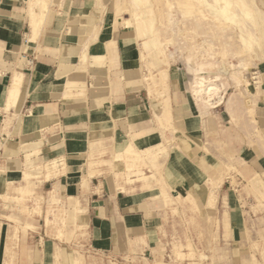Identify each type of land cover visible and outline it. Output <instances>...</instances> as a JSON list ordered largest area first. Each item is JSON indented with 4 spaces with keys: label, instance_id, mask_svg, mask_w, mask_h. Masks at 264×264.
Masks as SVG:
<instances>
[{
    "label": "crops",
    "instance_id": "0c3cea01",
    "mask_svg": "<svg viewBox=\"0 0 264 264\" xmlns=\"http://www.w3.org/2000/svg\"><path fill=\"white\" fill-rule=\"evenodd\" d=\"M97 3L0 0V239L17 234L15 264H178L161 257V245L185 219L228 252L201 264H244L257 243L264 249V201L236 173L234 184L220 161L235 151L246 177L264 175V144L256 135L264 129V99H257L254 122L247 115L249 130L235 127L242 140L222 151L213 126L228 114L227 104H200L186 69H160L169 88L158 94L140 73L134 37L118 30L113 40L111 28L87 50L85 26ZM120 49L121 66L112 69L120 94L93 90L104 74L87 60L108 51L116 61ZM16 78L19 97L11 102ZM158 146L167 155L153 161ZM25 189L32 195L22 200L18 191ZM12 216L31 227L17 228Z\"/></svg>",
    "mask_w": 264,
    "mask_h": 264
},
{
    "label": "rangeland",
    "instance_id": "374dc122",
    "mask_svg": "<svg viewBox=\"0 0 264 264\" xmlns=\"http://www.w3.org/2000/svg\"><path fill=\"white\" fill-rule=\"evenodd\" d=\"M97 2L96 7L99 9L95 14L90 13L87 18L88 26H85L88 30L86 35L89 37L87 50L93 44L102 43L105 34L110 33L111 28L113 40L119 39V31L123 38L134 37L136 40L134 52L140 56L141 61L140 73L146 72L145 81L154 92L164 93L169 88L168 77L164 80L160 69L183 67L190 73L189 87L200 104L210 107L221 102L223 105L227 104L228 114H224L223 119L213 126L220 149L222 151L231 149L234 142L242 140L239 136H234L235 127L249 130L246 127L247 115L251 116L254 122L257 99H264V0H112L108 3L97 0ZM47 7L48 2H43V8ZM83 9L82 12L86 11ZM144 32L147 33L146 37L142 36ZM145 42H148L151 48ZM123 51L124 49L116 50L118 55L116 61L108 51L101 55V59L95 60L91 57L87 60L92 61L94 67L101 68L104 74L96 76L92 83L93 90H110L111 93L120 94L115 86L116 80L120 79L112 78L116 75L112 73V69L121 66L119 53L123 56ZM87 54L89 56V53ZM155 56L160 59V64H153ZM80 61L83 66L88 65L82 59ZM105 72L108 75H105ZM123 82V80L120 82L122 89ZM199 83L203 85H200L201 88H198ZM210 83L215 85V90L209 94L203 93ZM207 100L209 101L206 102ZM240 105L242 111L239 110ZM167 118L168 114L165 113L162 119L167 121ZM256 135L264 144V129L262 131L257 129ZM131 150L132 148H129L127 152L133 153ZM137 153L138 156L141 155L140 152ZM236 154L235 151L226 154L220 164L224 165L234 184L239 183L236 175H233L236 173L242 183L254 189L256 199L264 201V175L246 177L244 173L247 165ZM165 155L167 148L158 146L149 157L155 161ZM138 166L140 165H135ZM1 189L2 187L0 199H4ZM18 194L24 200L31 196L32 192L25 189L19 190ZM7 211L14 213L16 210L8 208ZM176 214L179 216L178 212ZM8 219L15 223L17 228L31 227L28 224L24 226L20 219L14 216ZM178 221L180 223L175 224L177 233L174 238L164 241V245H161L162 258L166 254L168 262L177 259L178 264H201L210 257L219 261L228 255L220 240L202 239L200 232L192 231L200 230L196 221L193 223L185 219ZM262 221L264 226V220ZM203 226L210 229L212 223ZM216 232H220L219 225H216ZM2 233H5L4 229H0V235ZM262 233L264 240V230ZM16 239L17 234L14 240L0 239V263L15 264L16 256L10 248L16 243ZM214 248L217 249L215 252L217 254L208 255L214 252ZM255 251L260 254L254 253L244 260V264H264V249H260L259 243L256 244Z\"/></svg>",
    "mask_w": 264,
    "mask_h": 264
},
{
    "label": "bare ground",
    "instance_id": "6f19581e",
    "mask_svg": "<svg viewBox=\"0 0 264 264\" xmlns=\"http://www.w3.org/2000/svg\"><path fill=\"white\" fill-rule=\"evenodd\" d=\"M142 36L143 37H146L147 36V33L146 32H144L143 34H142ZM162 78L164 79V80H166V78L164 77V76H162ZM204 82V81H203ZM199 87L198 88H201L200 87V85L201 86H203L202 85V83H199V84H197ZM197 85H196V87H197ZM19 89H20V82L17 80V78H16V80L13 82V85H12V87L9 89V98H10V100H11V102L13 101V102H15V100H16V98H17V96H18V94H19ZM203 90V89H202ZM213 90H215V85L214 84H208L207 86H206V88L204 89V91H203V93L205 92V94H209L211 91H213ZM198 92H199V90H197ZM202 92V91H201ZM196 94H197V92H196ZM198 95V94H197ZM19 97V96H18ZM206 99V98H205ZM17 101V100H16ZM209 100H207L206 102H208ZM13 106V105H12ZM229 109V108H228ZM165 113H167L168 114V112H165ZM165 113H164V116L163 117H165ZM167 116V115H166ZM132 151V150H131ZM131 153V152H130ZM137 153V152H136ZM138 154V153H137ZM140 155V154H139Z\"/></svg>",
    "mask_w": 264,
    "mask_h": 264
},
{
    "label": "built area",
    "instance_id": "2783aa9c",
    "mask_svg": "<svg viewBox=\"0 0 264 264\" xmlns=\"http://www.w3.org/2000/svg\"><path fill=\"white\" fill-rule=\"evenodd\" d=\"M2 138L0 137V160L2 159V146H1V142Z\"/></svg>",
    "mask_w": 264,
    "mask_h": 264
}]
</instances>
